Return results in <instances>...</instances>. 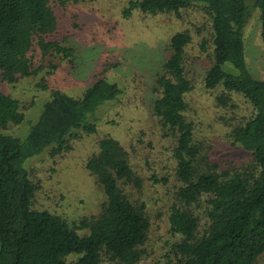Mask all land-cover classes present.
<instances>
[{
  "label": "trees",
  "instance_id": "trees-1",
  "mask_svg": "<svg viewBox=\"0 0 264 264\" xmlns=\"http://www.w3.org/2000/svg\"><path fill=\"white\" fill-rule=\"evenodd\" d=\"M78 1L84 0H0L1 82L13 85L36 74L43 60L50 68L46 74L56 66L53 58L72 62L73 48L65 46L63 38H54L55 9ZM190 8L207 22L208 38L198 39L193 55L208 58L202 86L219 87V106L233 108L239 96L250 107L227 132L231 145H238L247 157L220 166L196 141L184 99L192 89L186 72L191 34L186 29L173 31L154 75L150 90L156 96L149 113L171 142L178 185L166 213L169 240L148 264H254L264 253V74L256 79L246 68L243 28L256 9L264 51V0H126L119 13L122 18L133 12L179 18ZM118 94V84L101 75L78 97L50 89L20 138L9 130L19 127L24 113L16 98L0 90V264H140L148 257L150 217L144 202L125 188L139 186V177L125 148L111 135L99 138L96 151L84 162L103 193L95 213L67 220L32 208L31 203L37 185L25 162L44 150L50 156L65 152L79 133L97 131L94 112ZM150 179L158 180L153 175Z\"/></svg>",
  "mask_w": 264,
  "mask_h": 264
},
{
  "label": "rangeland",
  "instance_id": "rangeland-1",
  "mask_svg": "<svg viewBox=\"0 0 264 264\" xmlns=\"http://www.w3.org/2000/svg\"><path fill=\"white\" fill-rule=\"evenodd\" d=\"M125 1L84 0L56 7L58 29L54 38H63L65 46L73 48L72 62L53 58L56 66L46 74L50 68L47 60H43L36 74L21 77L13 85L0 81V90L16 98L24 113L19 127L9 130L21 138L35 121L50 89L58 88L78 97L100 75L118 84L120 94L94 112L92 120L97 131L89 135L79 133L70 140L71 147L65 152L50 156L44 150L25 162L37 185L31 203L32 208L47 209L67 220L95 213L103 193L84 169V162L96 151L98 139L111 135L125 148L128 161L139 177V186L128 184L125 188L132 198L144 202L150 217L146 240L150 252L140 261L148 264L165 249L164 241L169 240L166 213L178 185L173 178L171 142L161 135L149 113L150 101L156 96L150 89L166 53L168 36L179 29L191 34L186 48V72L192 89L184 98L186 116L195 125L194 137L202 151L220 166L239 163L247 157L238 145H231L227 132L249 114L250 107L239 96L234 98L233 108L219 106L215 101L219 87L206 90L202 86V72L208 58L193 56L198 39L208 38L206 18L200 11L185 9L179 18L135 12L122 18L119 12ZM256 16L255 9L243 28L244 63L250 75L260 79L264 74V51ZM41 83L46 88H41ZM110 119L114 122L109 123ZM151 175L158 180H151ZM254 264H264V253Z\"/></svg>",
  "mask_w": 264,
  "mask_h": 264
}]
</instances>
